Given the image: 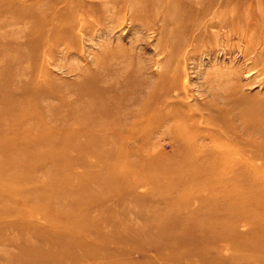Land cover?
<instances>
[{
	"label": "rangeland",
	"instance_id": "374dc122",
	"mask_svg": "<svg viewBox=\"0 0 264 264\" xmlns=\"http://www.w3.org/2000/svg\"><path fill=\"white\" fill-rule=\"evenodd\" d=\"M0 264H264V0H0Z\"/></svg>",
	"mask_w": 264,
	"mask_h": 264
},
{
	"label": "bare ground",
	"instance_id": "6f19581e",
	"mask_svg": "<svg viewBox=\"0 0 264 264\" xmlns=\"http://www.w3.org/2000/svg\"><path fill=\"white\" fill-rule=\"evenodd\" d=\"M238 104V103H237ZM238 106H240V107H242V108H244V106H243V104L242 103H240V104H238ZM169 116V115H168ZM252 157V156H251ZM134 175V174H133ZM138 179V178H137ZM74 182V181H73ZM72 182V183H73ZM36 200V199H35ZM37 203V202H36Z\"/></svg>",
	"mask_w": 264,
	"mask_h": 264
}]
</instances>
